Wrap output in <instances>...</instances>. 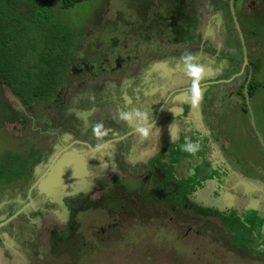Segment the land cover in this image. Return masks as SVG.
I'll list each match as a JSON object with an SVG mask.
<instances>
[{"label":"rangeland","instance_id":"374dc122","mask_svg":"<svg viewBox=\"0 0 264 264\" xmlns=\"http://www.w3.org/2000/svg\"><path fill=\"white\" fill-rule=\"evenodd\" d=\"M244 1L240 0V3ZM248 1V8L242 9V12L249 14L248 17L236 18L247 49L251 46L248 62L254 79L260 84L255 95L249 99L252 116L243 113L240 108L244 102L241 96L243 72L235 81H232L235 79L233 77L231 84L219 82L217 87H212L213 89L202 91L200 88L201 100L196 107L192 106L190 94L187 92L184 105L191 116L190 119H185L191 126L186 134L190 136L195 129L203 133L209 131V137H205L203 147L207 151L208 159L211 156L214 160L221 159L225 162L228 171L227 190L236 196L240 208L245 201L253 202L256 204L254 210L262 216L264 0ZM44 2L55 10L58 9L55 0ZM167 3L169 0H86L63 11L61 17L73 34L74 44L70 68L72 73L69 74L68 70L64 74L57 91L61 105H65V109H71L70 104L83 99L82 96L87 95L85 94L87 89L96 88L95 86L101 83L109 85L112 83L114 86L110 87L111 90L103 91L104 96L93 100L92 105L112 106L115 111L113 116L118 115L116 106L120 111L131 112L136 108L141 111L148 109L152 100L161 103V97L168 90L170 92L174 90L170 94V105H174L176 100L172 99L173 94L181 93L183 92L181 89L191 86V80L183 75V65L180 62V57L185 53L195 56L196 62L207 70L208 74L203 76L201 83L213 79H228L239 70L241 54L235 50L240 51V46L228 7H225L228 6V2L224 1L221 5L225 7L223 19L226 30L220 29L217 17H208L213 27L212 34L216 32L218 39L222 36L224 46L220 50L219 43L209 44L208 40L206 42L204 37L203 40L196 32L195 41L188 46L162 45L154 56L149 58L145 56L140 64L139 78L137 76L132 78L134 74L131 72L134 71L132 67H135L133 59L125 58L127 54L121 52L119 53L121 59H115L117 56L115 51L118 50L116 48L123 52L135 48L134 52L128 53H136L139 56L142 53H149L151 45L147 41L151 40L149 37L153 33L150 29L154 23L153 14H163L161 9H165ZM235 3V12L238 13L239 0ZM183 4H186L185 0ZM206 31L208 33V30ZM114 41L118 44L115 45ZM231 43L238 45L230 53L227 47ZM110 49L111 53L108 52ZM214 52L220 58L218 61L213 59ZM103 55L105 59L98 66ZM232 55L235 57L232 59L233 63L231 60L224 63L226 59L233 57ZM120 60L124 61L122 66L113 70ZM235 62H238L237 66ZM84 63L94 65V68L84 67ZM217 64L222 66L219 72L215 71ZM229 64L234 67L232 70H229ZM2 88L9 105L19 111L16 96L6 86ZM216 89H219L220 96L224 93L229 101L221 104L223 98H217L219 108L214 106L212 97V92H216ZM123 95L128 104L123 101ZM216 96L218 97V92ZM53 100L47 102L51 105L49 115L42 110L43 104L38 105L34 113L25 117L26 122L22 129L16 130V126L12 124H0V155L11 152L22 156L31 149L42 150L47 145L45 159L40 167L33 168L28 184L18 183L0 187V264H264V239L261 244L262 232L260 233L258 229H251L245 233V237L242 238L247 249L238 251L227 246L224 235L216 228L217 224H214L213 219L206 221L194 219L187 217L185 213L166 211L164 208L144 209L138 202L132 204L133 209L131 208L130 212L117 211L119 208H113L111 205L103 207L97 202L86 210L79 211L75 217L77 234L69 237L67 243L64 241L59 247L55 246L59 252L49 255L46 230L53 225L64 227L66 224V216L55 206L58 195L82 192L102 179L110 182L113 177L123 179L131 189H134L140 177L138 173L140 166L123 164L122 156L116 158L115 155V149L128 152L130 142L140 138L137 133L130 136L129 140L121 142L111 140L99 151L89 152L84 145L73 143L76 139L70 134L73 129L71 117L65 118L67 121L65 124L57 126L59 133L55 132L58 130L56 127L55 131H51L47 118L60 117V109L55 106ZM87 108L88 105H85V109ZM153 113L154 110L150 112L147 124L151 121ZM108 125L115 132V135H108L110 138H117L133 131L131 125L117 119L114 123L106 122L105 126ZM151 130L149 138H140L143 147L137 152H132L131 158L142 160L152 156L162 147V142L156 137L157 132L161 131L160 138L164 139L169 133L177 132L178 126L173 121L165 120L159 123L156 129ZM108 137H104V140L106 141ZM220 138L226 142L224 144L228 146L226 149L220 145ZM97 143L101 142L97 141L95 145ZM213 146L217 149H213ZM227 151L229 154H226ZM106 154L114 157L110 164L116 166L105 164ZM87 164L94 166H86ZM240 172L245 177H241ZM257 194L261 195L259 200L255 196ZM13 216L15 217L12 218ZM248 226L249 224L244 222L243 227ZM237 244L236 247L243 246ZM37 253L40 254L38 258Z\"/></svg>","mask_w":264,"mask_h":264},{"label":"flooded vegetation","instance_id":"af4514ba","mask_svg":"<svg viewBox=\"0 0 264 264\" xmlns=\"http://www.w3.org/2000/svg\"><path fill=\"white\" fill-rule=\"evenodd\" d=\"M224 1L226 0H212L210 3L211 7L208 8V7H203L204 5L202 6V4H197L196 0H185L186 4H183V0H181L182 8L179 9V13H178L179 16L185 15L186 10L188 12L192 11L191 14L193 15V22L195 24V27L192 29L189 38H186L183 41H179V43H174L172 39H169L168 35L163 34V32H165L164 27L166 25L164 24L162 25V28L164 30L162 32L163 36L152 34V36L149 37L151 38V40L147 41V43L151 45L149 53H142L139 56L136 53L133 54L128 53V52H134L135 48L132 51H124V52L121 51L119 48H116L118 50L115 51L117 55L115 59L117 58L121 59V55L119 54L120 52L127 54L125 58L127 57L128 59L132 58L133 62L135 63L133 65L135 67H132L134 71H131L132 73L134 72V74L131 77L133 78L134 76L135 77L137 76L139 78V75L141 73L139 72V69L141 68L140 64H142V59H144L145 56H147L148 58L154 56V54H156L157 51L160 50L162 45L170 46V44H172V45L188 46L195 41L194 34L196 32L198 36H201L202 39L204 37L205 41L208 40V42L207 41L206 42L209 44H213L214 42L219 43L218 47L220 50V48L224 46L223 40L221 39L222 36L218 35L219 36L218 39L217 35H215L216 32H213L212 34L213 27L210 24L208 17L209 16H213L214 18L217 17L216 19L218 20L220 29L226 30L223 19L224 7L221 5V2ZM229 1L230 0H228L229 15L231 17V23L233 24L234 27L233 29H235L237 33L236 37L238 39L239 45L238 43L237 44L231 43L230 45H228L227 49L231 53L233 52V50L236 49L237 45L240 46V51H237V49L235 50V52H239L241 54L239 70L228 79L222 78L218 80L213 79L210 82L208 81L207 82L203 81L204 83L200 82L201 83L200 86L202 85L200 88H202L201 90L204 91V89L217 87L219 85V82H227L224 84H231L233 83L232 81H235L237 76H239L243 72L244 81L241 84V87L243 89V93L241 94V96L244 102L240 106V108L243 113L245 114L249 113L250 116H252L250 104H249L250 98L247 93V87L249 83L256 82V80L254 79L255 76L253 77V73L251 71L252 68L250 66V63L248 62V56L251 55L250 54L251 46H249V49H247L246 44L244 42V38L242 37V34H241L242 40L239 37L234 22V17L236 21L238 18L244 19L245 16L248 17L249 14L242 12V9L248 8L249 1L245 0L243 3H240L239 0L238 13L235 12L236 0H233V13H231ZM157 14L159 15V13L153 14V17H155ZM158 22L159 20H157V23ZM150 29L154 31L153 27H150ZM220 29H219V33H220ZM206 30H208V33ZM158 32H161V30L159 29ZM108 52L111 53L112 50L110 49V51ZM213 55H212L213 59L217 61L220 59L218 57V54H216L215 52L213 53ZM103 56L101 57V60H99L98 66H100L102 61L105 59V56L104 57ZM234 58H235L234 56L230 57L226 59L225 60L226 62L224 61V63H229V60H231V62L233 63L232 59ZM123 62L120 60V63L115 64L114 68L112 69L115 70L117 67H121ZM237 64L238 62H235V66H237ZM83 66L88 68L91 67L94 68V65L89 66V63H84ZM231 66L232 64L228 65V68L230 67L229 70H232L234 68ZM221 67L222 66L217 64V68H215V71L216 72L221 71L220 70ZM103 68L106 69V67ZM206 74H208L207 70H204V76ZM233 77L235 79L232 80ZM93 82H97V80H93ZM203 84L206 85L203 86ZM111 86H114V84L111 83V85H109V84L101 83L95 86L96 88H91V89L89 88L87 89V91L85 90L86 91L85 94L87 95L85 96L83 95L82 96L83 99H81L80 101L77 100V102L75 101L76 102L75 104H70L72 108L69 110L65 109L66 108L65 105L64 106L61 105L62 107L60 108V117H58L57 119L54 116L50 120H47L49 121V128L52 129L51 131H53L55 127L57 128V126H60L61 124H65L67 122L65 118L71 117V119H73L71 123L72 124L71 127L73 129L72 132H70V134H72V136L76 139L73 141V143L84 145L83 147H86V149L89 152H95L96 151L95 143L98 141L94 137L92 131V126L95 123L102 122L104 124V128L108 132L107 137L109 134L115 135V132L111 130V126L109 125L107 127L105 126L106 122L114 123L116 121L117 114L113 116L115 114L114 108L112 106H107L106 104L101 106L92 105V101L98 100V98H102L104 96L103 91L111 90L110 89ZM190 87L191 86L181 89L183 90V92L181 93L173 94L172 99L176 100L177 105L176 104L170 105V99H171L170 94L174 90L171 92L168 90L161 97V103H157L158 101L155 102L156 100H152L149 104L148 109L146 108V110H143L148 113V118L150 112L154 110L152 119L148 124V126L151 129H156L158 124L165 120L170 122L173 121L178 126L177 132L175 131L174 133L171 134L169 133V136L164 137V139L160 138V134L162 132L161 131L157 132L156 137L158 138L159 142L160 141L162 142V147L159 151H156L152 156H149L145 159L143 158L142 160L131 158L130 156L132 152H137L141 150V147H143V141H141L140 138L130 142V148L128 149V152H123V150L119 151L115 149L116 158H118L121 155L122 156L121 161L123 164L131 165V166H140V169L138 170L140 177H138V183L136 188L131 189L128 183L124 182V180L121 178L119 179L117 177H113L110 180V182L109 181L107 182L106 179H102L100 182H97L96 184L94 185L92 184L91 186L87 187L85 189L87 191L84 190L82 192H75V193L73 192L70 194L61 193L60 195L57 196V200H56L57 204H55V206L60 208L59 203L63 202L65 205L69 207H74V209H76L75 211L76 214H78L79 211L86 210V208H89V206H91V204L93 203L97 202L101 206L105 207L107 206V202H112L111 207L119 208L116 209L117 211L130 212L132 211L131 210L132 204L135 205V203L137 202L139 203V201L137 200V195L135 194L137 192L135 190L139 189L140 185L143 184V186H146L147 189L152 190L154 193L157 192V194L159 195L158 198L156 199V202L162 201L161 203L163 204L157 203L159 205L156 208H164L166 211L170 210L171 212H177V213L182 212L185 213L187 217L194 219H200V220L203 219L205 221L213 219L215 220L214 224H217L216 228H218L219 230L223 228V223H222L223 218H232V220L234 218H238L239 220L242 221L243 225L244 222H247L249 224L248 227H245V230L243 229L244 233H246L248 230L250 231L251 229L252 230L258 229L260 233L262 232L261 234L262 240L260 241V243L262 244L264 239V215L261 216L254 210L256 204L253 202L248 203L245 201V204H243L240 208L237 204L236 196L227 190L228 171L225 162L221 161V159L214 160L211 156L210 159H208L206 153L207 151H205V147H203L205 137H209V131L203 133L198 129H195L190 136L186 134L187 131L191 129V126L189 125V123H187L188 121H186L188 120V118L190 119L191 116L188 115L189 111L187 110V108H185L186 106L184 105L186 103L187 92H189ZM259 87L257 88V90L259 89ZM216 92H218V97L216 96ZM216 92L215 91L212 92V97H214L213 101L215 102L214 106L219 108V103H216V100L217 98L219 99L220 97H221L220 99L223 98L220 101V103L222 102L221 104L229 102L227 100L228 98L224 96L223 92H222L223 96H220L221 94H219V89L218 90L216 89ZM245 93L247 94V98L245 97ZM76 95L80 96L81 94H76ZM122 99L125 102V104H128L125 95H123ZM85 105H88L87 109H85ZM157 105L159 106L156 108ZM115 109L117 112H120V108L118 106H116ZM251 123L253 125L252 119H251ZM79 124L81 125L78 126ZM164 129H166V127ZM55 132L59 133L60 131L58 129ZM134 134L136 133L133 130L117 138L108 137L109 139L107 138V140L105 141V143L102 144L101 147L103 148L104 145H106V143L108 144L111 140L116 142L129 140L130 136H133ZM49 135L53 137L52 134ZM189 141L196 144L198 147V151L195 155H190L188 152L183 151L181 148V145ZM219 141L221 143L220 145L222 147L224 146V149L228 147L224 145L226 144V142L222 138H220ZM45 143H47V141ZM44 144L42 145L44 146ZM44 148L45 151H43ZM44 148L42 150L38 149L39 151L38 153L41 156L37 163L39 167L41 166V164L45 159V154L47 152V145H45ZM214 148L217 149L216 146H213V149ZM226 154H229V152L227 151ZM113 159L114 157H111V154H106L105 164L116 166L114 164H110V160L113 161ZM105 164L103 165L106 166ZM86 166H94V165L87 164ZM162 169H164V172L162 171ZM240 173L239 174L241 177H245V175L242 172ZM30 174L32 175V171ZM31 175L29 180L24 184L29 183L32 177ZM164 176H165V180L161 181L159 178H162ZM155 178H157V180ZM155 184L160 185V187H158L157 190L155 188L156 186ZM124 191L128 193H126V195L122 194ZM91 193H93V195ZM255 196L258 198V200L261 198L260 194H257ZM60 198L62 199L59 202ZM170 201H177L183 203L182 204L183 209H179L176 207L173 208L166 207V205L164 204L169 203ZM84 202H88V205H83L81 207L80 204ZM127 203H131V205H128ZM247 212L249 213L246 214ZM14 215L16 216L15 213ZM15 216H13L12 218H14ZM67 221L68 220L66 219V222ZM73 229L75 230L78 229L77 224L73 227ZM226 243L227 246H230V248L234 250L242 251L247 249V247H245L244 245L242 247H236L237 244L235 243H228V242Z\"/></svg>","mask_w":264,"mask_h":264},{"label":"trees","instance_id":"16d2710c","mask_svg":"<svg viewBox=\"0 0 264 264\" xmlns=\"http://www.w3.org/2000/svg\"><path fill=\"white\" fill-rule=\"evenodd\" d=\"M84 1L86 0H55L58 4V9L55 10L44 0H0V124H12L16 126V130L17 128L22 129L26 122L25 117L34 113L38 105L43 104L42 110L49 115L51 105L47 102L56 96L53 103L59 109L62 107L57 91L61 85V78L68 70L70 72L72 67L74 42L73 34L63 22L61 14ZM211 1L196 0V3L210 8ZM165 6V9H162L163 14H157L153 18L154 23L151 27L154 31L152 34L163 36L162 32L165 30V34L174 43L189 38L195 27L192 11L186 10L185 15L179 16V9L182 8L181 0H169ZM157 20H159L158 23ZM164 24L166 25L163 30L162 25ZM159 29L161 32H158ZM114 43L118 44L116 41ZM3 86H6L16 96L19 111L12 109L9 105L3 93ZM259 86L257 82L249 83L247 87L249 98L255 95ZM50 119L47 118V120ZM38 152V150L31 149L22 156L11 152L2 153L0 155V187L26 183L33 168L38 166L37 163L41 157ZM162 171L164 172V169ZM159 179L163 181L165 176ZM155 185L157 190L160 185ZM135 191L137 200L144 209H154L159 205L157 203L163 204L162 201L156 202L159 196L157 192L154 193L143 184ZM126 193L128 192L124 191L122 194L126 195ZM111 204L112 202H107V205ZM182 204L170 201L164 205L183 209ZM83 205H88V202L80 204L81 207ZM59 207L68 221L64 227L54 225L46 230L50 248L49 255L59 252L55 246L59 247L64 241L67 243L69 237L72 238L77 234L75 233L77 229H73L76 225V209L63 202L59 203ZM222 223L223 228L219 231L224 235L225 240L228 243L244 245L243 229L245 230V227L242 221L238 218L233 220L223 218ZM39 256L40 254L36 255L37 258Z\"/></svg>","mask_w":264,"mask_h":264},{"label":"clouds","instance_id":"9594fccd","mask_svg":"<svg viewBox=\"0 0 264 264\" xmlns=\"http://www.w3.org/2000/svg\"><path fill=\"white\" fill-rule=\"evenodd\" d=\"M180 62L183 65V75L191 80V87L189 89L190 101L193 107H196L201 100L200 82L204 76V68L196 62V57L185 53L180 57ZM118 121L131 125L132 129L141 139H147L151 135V128L148 126V113L141 111L139 108L129 111H120L116 117ZM133 120L135 123L133 124ZM94 137L101 143L95 145V150L99 151L103 143H105L104 137L108 132L104 128L102 122L95 123L92 126ZM183 151L188 152L190 155H195L198 151L196 144L191 141L181 145Z\"/></svg>","mask_w":264,"mask_h":264},{"label":"water","instance_id":"95a60500","mask_svg":"<svg viewBox=\"0 0 264 264\" xmlns=\"http://www.w3.org/2000/svg\"><path fill=\"white\" fill-rule=\"evenodd\" d=\"M229 6H230L231 13H233V0H230V1H229ZM233 16H234V15H233ZM234 22H235L236 30H237V32H238V34H239V37H240L241 40H242L241 32H240V29H239V26H238V23H237L235 17H234ZM245 97L247 98V94H246V93H245Z\"/></svg>","mask_w":264,"mask_h":264}]
</instances>
